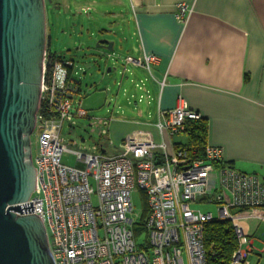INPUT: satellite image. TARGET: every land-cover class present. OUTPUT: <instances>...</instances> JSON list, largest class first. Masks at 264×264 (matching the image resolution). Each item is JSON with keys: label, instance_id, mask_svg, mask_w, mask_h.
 Masks as SVG:
<instances>
[{"label": "built area", "instance_id": "2783aa9c", "mask_svg": "<svg viewBox=\"0 0 264 264\" xmlns=\"http://www.w3.org/2000/svg\"><path fill=\"white\" fill-rule=\"evenodd\" d=\"M190 12L178 4L175 17L184 22ZM158 61L146 54L123 59L125 65L149 75ZM72 68V61L57 58L46 44L33 130L34 186L25 203L31 202L44 227L54 263L207 264L204 225L229 221L236 248L227 264H249L253 231L246 220H264L263 177L225 164L218 147L206 144L197 157L186 143L171 142L183 133L187 121L200 118L179 98L171 109L157 108L153 127L158 140L137 131L118 144L104 136L91 151L69 149L61 137L63 125L70 129L91 119L82 106L79 82L71 77ZM158 85L162 89L164 80ZM135 86L141 90L143 82ZM110 120L104 119V125ZM65 153L75 156L73 167L61 164ZM133 192L146 198V212L138 221L128 218ZM192 205H215L216 217ZM140 233L145 236L137 243ZM262 245L259 253L264 240Z\"/></svg>", "mask_w": 264, "mask_h": 264}, {"label": "crops", "instance_id": "0c3cea01", "mask_svg": "<svg viewBox=\"0 0 264 264\" xmlns=\"http://www.w3.org/2000/svg\"><path fill=\"white\" fill-rule=\"evenodd\" d=\"M48 3L56 9H72L75 17L92 7L95 17H86L87 31L118 39L126 56L138 58L146 54L159 59L148 74L155 99L154 119L143 122L110 116L107 127L111 122L127 127L125 132L115 128L113 140L106 129V137L113 144L131 131H145L158 140L153 127L157 108L171 109L179 98L205 119L206 144L221 149L225 164L264 177V0ZM178 4L191 9L184 22L175 17ZM162 80L164 86L159 89L158 82ZM143 91L149 95L147 89ZM174 137L171 142L181 144ZM107 152L111 150L107 148Z\"/></svg>", "mask_w": 264, "mask_h": 264}, {"label": "water", "instance_id": "95a60500", "mask_svg": "<svg viewBox=\"0 0 264 264\" xmlns=\"http://www.w3.org/2000/svg\"><path fill=\"white\" fill-rule=\"evenodd\" d=\"M44 5L0 0V264H55L44 227L25 203L34 186L30 136L47 42ZM97 47L111 51L112 43Z\"/></svg>", "mask_w": 264, "mask_h": 264}, {"label": "rangeland", "instance_id": "374dc122", "mask_svg": "<svg viewBox=\"0 0 264 264\" xmlns=\"http://www.w3.org/2000/svg\"><path fill=\"white\" fill-rule=\"evenodd\" d=\"M46 13L45 36L48 50L51 54L60 59L72 61L73 68L71 77L79 82L80 95L83 97L82 106L89 112L91 119H84L73 128L65 124L61 130V137L71 150L91 151L92 147L105 140L106 134L101 131L108 128L109 138L113 140L112 132L117 128L125 132V125H114L112 122L104 125V119L110 116L124 119H139L143 122H151L154 119L155 99L152 92V84L149 75L139 69L132 68L123 63L126 52L119 48V41L116 38L96 31H87V16L93 15L95 11L90 7L81 16L75 17L72 9H56L44 0ZM100 18V17H99ZM82 26V28H81ZM114 42L113 49L107 50L104 47H97L98 41ZM111 55V57H108ZM107 68H111L107 72ZM125 68V71H124ZM133 79H136L133 82ZM138 79L144 83L140 90L135 83ZM147 89L152 99H147L143 90ZM143 98L138 101L139 96ZM128 132V133H132ZM127 135V134H126ZM125 137V136H124ZM175 140L185 144L186 136L178 134ZM119 142L115 143L118 144ZM36 136L35 131L30 136L31 155L35 153ZM61 164L73 167L75 156L65 153L61 157ZM132 211L128 218L137 220L141 217L144 208L143 195L133 192L130 196ZM200 210L209 211L216 217L215 205H192ZM246 223L252 229L253 254L248 256L249 264H264V251L262 242L264 240V220L251 219ZM144 233L136 237V242L141 243ZM257 255L261 257L257 258Z\"/></svg>", "mask_w": 264, "mask_h": 264}, {"label": "trees", "instance_id": "16d2710c", "mask_svg": "<svg viewBox=\"0 0 264 264\" xmlns=\"http://www.w3.org/2000/svg\"><path fill=\"white\" fill-rule=\"evenodd\" d=\"M206 121L199 118L194 121H187L184 135L187 138L186 145L194 151L197 157L203 153L206 145ZM182 133V134H183ZM143 195L144 208L141 213L146 212V198ZM203 244L206 250L207 264H227L232 252L236 248V240L232 224L229 221H213L206 223L203 228Z\"/></svg>", "mask_w": 264, "mask_h": 264}]
</instances>
